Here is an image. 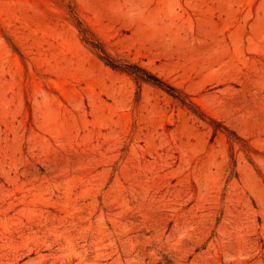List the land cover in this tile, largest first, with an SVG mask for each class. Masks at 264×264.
<instances>
[{
	"label": "rangeland",
	"instance_id": "obj_1",
	"mask_svg": "<svg viewBox=\"0 0 264 264\" xmlns=\"http://www.w3.org/2000/svg\"><path fill=\"white\" fill-rule=\"evenodd\" d=\"M0 264H264V0H0Z\"/></svg>",
	"mask_w": 264,
	"mask_h": 264
},
{
	"label": "trees",
	"instance_id": "obj_2",
	"mask_svg": "<svg viewBox=\"0 0 264 264\" xmlns=\"http://www.w3.org/2000/svg\"><path fill=\"white\" fill-rule=\"evenodd\" d=\"M74 24L82 38V41L90 46L92 49L96 50L102 59V61L112 69L119 70L125 72L129 75L134 76L138 81L150 83L158 88L165 90L167 93L173 95L176 99L180 100L183 105H185L188 109L193 112H196L198 109L186 99L185 96H182L181 93L177 92L174 88L170 87L157 77L147 73L144 69L140 68L137 65H125L124 67H120L114 63V61L105 53L102 46L93 39V36L89 33V31L83 26V24L74 17ZM223 129V127H222ZM225 130V129H224Z\"/></svg>",
	"mask_w": 264,
	"mask_h": 264
}]
</instances>
